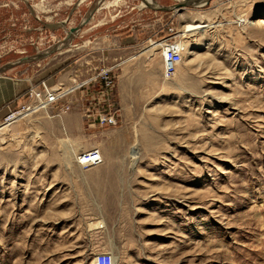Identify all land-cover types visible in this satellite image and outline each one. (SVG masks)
Wrapping results in <instances>:
<instances>
[{
  "label": "rangeland",
  "instance_id": "1",
  "mask_svg": "<svg viewBox=\"0 0 264 264\" xmlns=\"http://www.w3.org/2000/svg\"><path fill=\"white\" fill-rule=\"evenodd\" d=\"M92 11L112 20L103 34L138 40L122 100L116 79L117 124L69 132L48 110L0 134V264H94L103 253L115 264H264V0L175 12L141 0H0V76L24 79L14 70L30 61L24 40L70 44ZM207 16L249 24L180 39ZM171 34L181 62L165 80L159 48L141 52ZM68 146L98 149L103 162L81 170Z\"/></svg>",
  "mask_w": 264,
  "mask_h": 264
},
{
  "label": "crops",
  "instance_id": "2",
  "mask_svg": "<svg viewBox=\"0 0 264 264\" xmlns=\"http://www.w3.org/2000/svg\"><path fill=\"white\" fill-rule=\"evenodd\" d=\"M106 19L107 16L99 17L97 15L90 19L89 28L86 30L87 40L85 39V31H78L73 35L70 44L66 43L55 48L49 45L44 46L46 43H44L43 37L35 40L32 38L24 40V53L30 55V61L28 60L22 67L14 69L25 71L24 79L16 80L5 77L6 75L0 76V122L10 108L15 107V98L28 87L38 84L42 80H45L51 87L70 92L64 100L66 103L70 102L73 106L72 111L65 114L66 129L69 132L74 129L73 124H76V128L79 124L80 126L85 125L89 129L98 126L94 119L86 116V112L90 108L91 111H94L95 103L98 104V108H104V104L99 103V99L102 98L104 92L107 94L109 101L112 102L113 112L118 116L115 88L107 91L100 80H92L88 84L82 83L84 80L93 77L99 69L114 67L115 79H119L121 100L124 98V94L125 97L127 95L128 75L135 68L128 65L134 58L129 57V55L134 52L135 43L138 40L133 34L129 35L128 32L117 35L103 34L101 23L112 21ZM82 20L81 22H83ZM117 22L120 30L126 27L123 16L120 15ZM38 40H40V45L36 46ZM49 53L53 54L45 57ZM117 69L119 77L116 73ZM124 88L126 89L124 90Z\"/></svg>",
  "mask_w": 264,
  "mask_h": 264
},
{
  "label": "built area",
  "instance_id": "3",
  "mask_svg": "<svg viewBox=\"0 0 264 264\" xmlns=\"http://www.w3.org/2000/svg\"><path fill=\"white\" fill-rule=\"evenodd\" d=\"M171 32L173 31L171 30ZM153 42L161 51L162 76L165 80H168L176 72L177 66L181 62V49L174 34ZM113 70L114 67L101 68L93 77L84 80L82 83L88 84L91 83L92 80H100L106 90L111 91L115 88L116 83ZM69 93L68 91L64 92L55 87H51L45 80H42L38 84L28 87L22 94L15 98V107L10 108L8 113L3 117L0 122V127L13 125L26 118L27 115H33L48 110H54L56 112L54 117L59 116V114H67L73 107L70 102L66 103L64 101ZM101 97L99 103L104 104V108H98V104L95 103L94 111H91L90 108V110L86 112V116L94 119L100 127H114L117 124V116L112 110V102L109 101L105 92ZM102 162L103 158L98 149L80 152L76 157V164L81 170L97 167L101 165ZM94 264H114V260L111 254L103 253L97 255Z\"/></svg>",
  "mask_w": 264,
  "mask_h": 264
},
{
  "label": "bare ground",
  "instance_id": "4",
  "mask_svg": "<svg viewBox=\"0 0 264 264\" xmlns=\"http://www.w3.org/2000/svg\"><path fill=\"white\" fill-rule=\"evenodd\" d=\"M176 1H177V3H180V2H183L186 0H176ZM141 3H142V6H144V7L146 5H151V6L157 7V4L154 2V0H142ZM205 5H207L206 0H194L189 4L190 7H201V6H205ZM206 18L207 19L204 20L203 22L202 21L198 22V21L193 20L190 23L186 24L183 27L182 33L180 34V39L184 38L186 35L187 36L188 35L189 36L198 35V33L203 29L211 30V29L222 28L225 26H230L233 24L240 25L241 27H243L242 25L245 26L246 24H249V21L247 20V18L245 16L237 17L235 22L234 21L233 22L232 21H222V22L214 21L212 18H210L208 16ZM83 22H82V24H83ZM150 42H152V41H150ZM180 47L182 48V43H181ZM156 48H157V45L155 43L154 44L150 43V45L147 46V48H145L141 52V54H146V55L152 56L155 53ZM29 116H31V115H27V117H29ZM9 127H11V125L0 127V134H2V132L7 131L9 129ZM134 136H136V135H134ZM137 146H138L137 141L135 139L134 144L130 148V151H129V156L131 159L132 166H134L137 163L138 157L140 156L139 149ZM68 149L70 152L69 154H71L74 157V161L76 163V157H77L76 151L74 150V148L69 147V146H68ZM114 264H115V262H114Z\"/></svg>",
  "mask_w": 264,
  "mask_h": 264
},
{
  "label": "water",
  "instance_id": "5",
  "mask_svg": "<svg viewBox=\"0 0 264 264\" xmlns=\"http://www.w3.org/2000/svg\"><path fill=\"white\" fill-rule=\"evenodd\" d=\"M142 1V0H141ZM194 1V0H186V1H183V2H180V3H177L176 5L170 7V8H164V7H160L157 5V7L155 6H151V5H146L145 7L147 8H150L152 10H155V11H172V12H175V11H181V9H185L187 7H190L189 4ZM211 0H206L207 4L210 2ZM94 11H92L89 16H87V18L84 20L83 24H81L78 28H75L73 30L70 31V33H75L77 31L80 30V28L89 21V19L92 17Z\"/></svg>",
  "mask_w": 264,
  "mask_h": 264
}]
</instances>
